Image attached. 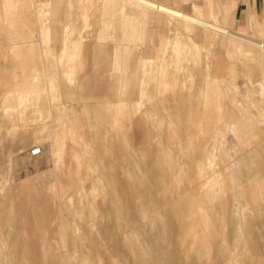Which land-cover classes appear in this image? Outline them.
Segmentation results:
<instances>
[{"label": "rangeland", "instance_id": "1", "mask_svg": "<svg viewBox=\"0 0 264 264\" xmlns=\"http://www.w3.org/2000/svg\"><path fill=\"white\" fill-rule=\"evenodd\" d=\"M228 7L0 0V264H264V16Z\"/></svg>", "mask_w": 264, "mask_h": 264}, {"label": "crops", "instance_id": "2", "mask_svg": "<svg viewBox=\"0 0 264 264\" xmlns=\"http://www.w3.org/2000/svg\"><path fill=\"white\" fill-rule=\"evenodd\" d=\"M227 4L234 19L238 22H246L249 18H259L264 16V0H223ZM145 4H148L144 2ZM151 10H160L158 5L150 4ZM227 8V10H229ZM161 10L169 11L162 8Z\"/></svg>", "mask_w": 264, "mask_h": 264}]
</instances>
